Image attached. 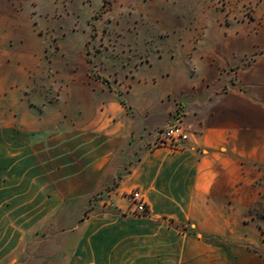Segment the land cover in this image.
<instances>
[{
    "label": "crops",
    "instance_id": "0c3cea01",
    "mask_svg": "<svg viewBox=\"0 0 264 264\" xmlns=\"http://www.w3.org/2000/svg\"><path fill=\"white\" fill-rule=\"evenodd\" d=\"M0 264H264V0H0Z\"/></svg>",
    "mask_w": 264,
    "mask_h": 264
},
{
    "label": "rangeland",
    "instance_id": "374dc122",
    "mask_svg": "<svg viewBox=\"0 0 264 264\" xmlns=\"http://www.w3.org/2000/svg\"><path fill=\"white\" fill-rule=\"evenodd\" d=\"M220 8L225 11L226 15L241 16L242 18L248 19L249 21L252 20V17H255L256 10H257V6L244 5V6H240V7L239 6L235 7V6H230L227 3H225V2L222 3V6ZM259 21H260L259 24L261 25L262 22H261V20H259ZM49 57H50L49 55H46L45 58L48 59ZM69 57H70V59L67 60L68 62L77 61L78 69L75 70V71L77 72L78 77H79V54L78 55H69ZM60 61L63 62V60H60ZM25 62H27V64H32L31 60H29L28 58L25 59ZM65 67L68 70L67 66H65ZM71 71L75 72L74 70H71ZM33 76L40 83L39 84L40 86L36 87L37 88V92L43 93L44 89H45V87L43 86V80L45 78V72L43 70L37 72L36 74H34V72L30 71V70H28V71L21 70L19 78H20L21 81H25V80H29V79L33 78ZM94 76H97V75L94 74ZM78 80H79V78H78ZM117 87L118 86H116L115 88L118 90ZM22 92H23V94L33 93V92H35L34 91V86L33 87H29V88L24 87V88H22ZM71 92L79 94V84L76 86L75 90H73ZM160 140H161V138L159 137L158 141L156 139L155 143L158 142V144H160ZM134 141H135V135H134V131H133V135H132V143L133 144H134ZM155 143H150V145L154 146ZM117 180L118 179H116L115 183L110 184L109 187L105 191L97 193L93 197H91L89 200H85L84 201L83 205H84L85 212H84V214H82L83 216L87 215L88 211H90L91 208L94 205L99 204L101 201H105V203H108V200H109V193L108 192L115 187V184H116ZM131 206H133V204ZM75 216H77V215H75V214L72 215L71 214V215H69V218L70 217H75Z\"/></svg>",
    "mask_w": 264,
    "mask_h": 264
},
{
    "label": "built area",
    "instance_id": "2783aa9c",
    "mask_svg": "<svg viewBox=\"0 0 264 264\" xmlns=\"http://www.w3.org/2000/svg\"><path fill=\"white\" fill-rule=\"evenodd\" d=\"M162 144L172 149L182 148L189 140V130L185 123V110L177 107L172 121L162 131ZM129 198L134 205L131 211L134 215H147L149 213L146 201L141 191L133 190L129 194Z\"/></svg>",
    "mask_w": 264,
    "mask_h": 264
}]
</instances>
